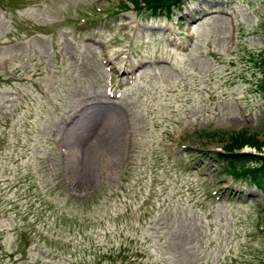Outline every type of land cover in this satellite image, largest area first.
Wrapping results in <instances>:
<instances>
[{
    "label": "rangeland",
    "instance_id": "374dc122",
    "mask_svg": "<svg viewBox=\"0 0 264 264\" xmlns=\"http://www.w3.org/2000/svg\"><path fill=\"white\" fill-rule=\"evenodd\" d=\"M263 79L264 0H0V264H262L264 190L202 150L264 140Z\"/></svg>",
    "mask_w": 264,
    "mask_h": 264
},
{
    "label": "trees",
    "instance_id": "16d2710c",
    "mask_svg": "<svg viewBox=\"0 0 264 264\" xmlns=\"http://www.w3.org/2000/svg\"><path fill=\"white\" fill-rule=\"evenodd\" d=\"M176 2H179V0H136L137 4L142 5L143 3L148 8H156ZM244 145L256 146L261 150L264 146V141L258 139L256 135L241 134L235 136L225 145L226 153L232 156L228 161L229 169L237 176L251 175L255 180H259L261 176H264V156L253 152H240ZM227 154L224 157H228ZM257 159H260L257 165L249 166L248 162Z\"/></svg>",
    "mask_w": 264,
    "mask_h": 264
},
{
    "label": "bare ground",
    "instance_id": "6f19581e",
    "mask_svg": "<svg viewBox=\"0 0 264 264\" xmlns=\"http://www.w3.org/2000/svg\"><path fill=\"white\" fill-rule=\"evenodd\" d=\"M89 120H90V118L87 120L86 124H88V123H89Z\"/></svg>",
    "mask_w": 264,
    "mask_h": 264
}]
</instances>
